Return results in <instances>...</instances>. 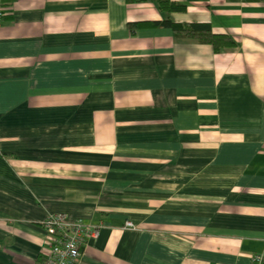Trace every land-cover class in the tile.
<instances>
[{"label": "crops", "instance_id": "1", "mask_svg": "<svg viewBox=\"0 0 264 264\" xmlns=\"http://www.w3.org/2000/svg\"><path fill=\"white\" fill-rule=\"evenodd\" d=\"M172 1L3 0L0 264H37L60 212L102 226L77 264L264 252V0ZM167 17L235 45L130 27Z\"/></svg>", "mask_w": 264, "mask_h": 264}, {"label": "built area", "instance_id": "2", "mask_svg": "<svg viewBox=\"0 0 264 264\" xmlns=\"http://www.w3.org/2000/svg\"><path fill=\"white\" fill-rule=\"evenodd\" d=\"M4 16L3 0H0V24ZM128 227H134L127 222ZM48 251L37 264H77L87 240L100 235L101 224L60 212L49 215L43 222ZM264 252L254 255L251 264H263Z\"/></svg>", "mask_w": 264, "mask_h": 264}, {"label": "trees", "instance_id": "3", "mask_svg": "<svg viewBox=\"0 0 264 264\" xmlns=\"http://www.w3.org/2000/svg\"><path fill=\"white\" fill-rule=\"evenodd\" d=\"M138 1V0H131ZM155 2L158 8L170 15L172 12H182L186 10V6L176 3L172 0H150ZM144 26H168L171 27L178 35L189 39H196L202 42L210 43L216 51H220L223 47H231L235 45V40L226 34L214 33L211 26L205 23H176L170 17L156 22H136L131 23L130 27L134 30Z\"/></svg>", "mask_w": 264, "mask_h": 264}]
</instances>
